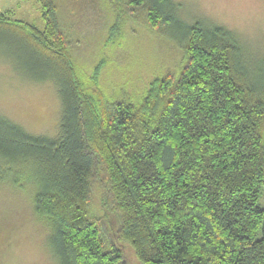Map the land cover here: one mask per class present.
Here are the masks:
<instances>
[{
	"label": "trees",
	"instance_id": "1",
	"mask_svg": "<svg viewBox=\"0 0 264 264\" xmlns=\"http://www.w3.org/2000/svg\"><path fill=\"white\" fill-rule=\"evenodd\" d=\"M36 1L43 30L1 14L0 45L13 38L55 83L59 130L31 135L0 116V182L13 172L9 183L33 187L59 264H123L87 212L97 179L141 264H264V80L254 92L237 70L233 34L184 24L171 0H107L116 12L144 7L167 35L178 25L185 43L176 77L152 80L137 102L113 100L104 61L82 73L70 50L68 20L85 0Z\"/></svg>",
	"mask_w": 264,
	"mask_h": 264
},
{
	"label": "rangeland",
	"instance_id": "2",
	"mask_svg": "<svg viewBox=\"0 0 264 264\" xmlns=\"http://www.w3.org/2000/svg\"><path fill=\"white\" fill-rule=\"evenodd\" d=\"M171 1L184 24L198 22L233 34L234 65L258 92L264 80V0ZM82 6L68 20L70 50L82 73L104 61L99 83L107 98L137 102L152 80L180 73L185 43L173 37L180 33L178 25L170 24L167 35L162 26L148 24L142 6L117 12L107 0H85ZM1 14L44 28L36 0H0ZM32 62L35 59L13 38L0 45V116L28 134L52 138L59 130L61 99L52 79L37 78L43 69ZM9 173L8 180L13 176ZM8 180L0 182V264H59L48 244L49 225L34 213L33 187L24 181L20 188ZM98 180L91 189L88 214L99 222L105 239L121 250L123 264H141L130 244L118 238L117 212L103 198Z\"/></svg>",
	"mask_w": 264,
	"mask_h": 264
}]
</instances>
